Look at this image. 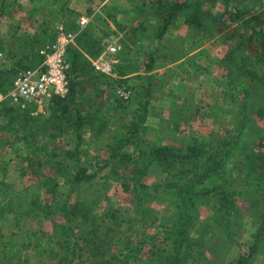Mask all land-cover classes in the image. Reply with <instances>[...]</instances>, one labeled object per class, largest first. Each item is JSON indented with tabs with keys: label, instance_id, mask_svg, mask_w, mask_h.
<instances>
[{
	"label": "rangeland",
	"instance_id": "obj_1",
	"mask_svg": "<svg viewBox=\"0 0 264 264\" xmlns=\"http://www.w3.org/2000/svg\"><path fill=\"white\" fill-rule=\"evenodd\" d=\"M81 1L91 5L95 1L97 9L103 0H71V10H77L76 17L71 14V18L77 20L80 13H84L85 7L78 4ZM138 1L142 5L135 9L132 0H121V14L125 20L121 26L129 28L127 32L132 25L126 22L133 15L140 20L138 28L142 25L151 30L157 20L155 18L166 9L163 5L150 8L149 0ZM202 1L203 6L198 9H202L204 17V55L203 66H197V69L195 66L177 67L170 70L166 78L163 74L162 78L154 79L141 68L142 72L133 76L124 79L118 76L119 82L103 78L104 83H101L96 75H103L94 70L92 61L102 52L96 58H87L93 75L84 73L74 78L75 88L82 101L86 102L83 105L91 108L89 112L101 107L100 111L108 116V128L103 135L91 138L86 132L76 148L73 138L55 139L49 143V150L58 153L59 157L51 158L49 151L46 156H36L13 133L0 129V207L14 205L13 213L0 208V264H53L58 257L55 256L58 239H54L53 234L55 232L58 236L57 228L64 222L56 208L65 202L70 207H90L92 214L97 216V223L102 216L100 223L114 230L106 236L110 243L107 251L118 254L128 238L144 241L147 245L140 255V262L135 264H236L239 259L248 257L251 258L249 264H264V166L261 163L264 160V0ZM37 4L35 0H6L4 9L1 8L4 12L0 15V70L8 64L14 66L20 59V48L24 42L19 37L20 32L37 45L27 65L36 62L38 56L42 57V48L54 40L58 28L50 20L47 25L51 33L47 37L38 38L35 33H28L23 12L33 16L34 23L41 21V10ZM47 4L51 6L52 0H47ZM111 6H115V1ZM100 13L102 9L96 14L87 11V15L82 16L89 19L87 24L91 20L95 22L92 25L98 28L96 35L103 38V50L107 35L120 38V49L114 56L113 65L129 66L125 53L128 45L124 41L127 32L123 33L121 28V36L111 30L106 20L102 24ZM108 13L115 12L108 10ZM63 24L60 26L65 29ZM36 29L39 30L40 25H36ZM46 38L50 39L42 46ZM144 58H147L146 54ZM20 70L22 68L17 72ZM11 90L12 87L5 95H0V102L10 101L8 94ZM121 92L129 93L126 101L121 98ZM143 102L149 103L143 137L151 145L187 148L189 138H199L203 152L193 162L181 159L179 165L170 166L167 172L161 167L150 169L151 173L143 180L149 188L145 193L154 192L164 185L169 186L170 194L159 195L149 201L147 198L136 201L133 193L123 191L120 182L107 178L111 167L106 159L109 146L116 140L115 134L124 133L128 124L137 121L136 111L142 108ZM48 109L42 113L34 110L32 115H39L44 120L48 118ZM71 110L74 114V108ZM82 113L85 114L84 109ZM47 140L50 142L48 136L42 140L43 144ZM74 148L77 150L74 158H63V152ZM127 151L132 154L133 148L129 147ZM126 158L127 155H123L122 169L118 171L120 175H124V167H127V172L130 170L128 164L124 165ZM52 159L63 166L68 163V171L57 173L45 164ZM29 160H32L31 165ZM212 160L222 161V169L206 174L203 181L200 175L209 168ZM84 166L90 168L88 172H94L95 176L90 182L73 189L61 174L72 175ZM60 168L63 169L60 166L57 170ZM253 168L258 173L251 171ZM176 174L182 175L175 178ZM43 176L58 182L54 187L55 195L42 191L39 196L44 204L56 207V211L38 224L22 211L37 191ZM196 180L198 182L194 183ZM221 180L226 181L223 188L219 186ZM214 187L232 194L229 210L218 208L217 198L200 193L202 188L210 190ZM187 190L197 192L194 194L197 196L190 201L177 199L176 204L183 206L178 210L172 200L184 197L183 192ZM135 194L140 199L144 197L141 193ZM145 209L149 212L145 213ZM108 214L109 218L113 214L116 223L106 218ZM69 225L72 226L71 223ZM72 228L75 237L85 233V228L77 223H73ZM180 241L181 248L174 245ZM148 245L158 253L157 262H152L154 256L150 255ZM96 254L94 252L93 256ZM88 256L94 258L90 254ZM87 258L86 254L83 260L87 262Z\"/></svg>",
	"mask_w": 264,
	"mask_h": 264
},
{
	"label": "trees",
	"instance_id": "obj_2",
	"mask_svg": "<svg viewBox=\"0 0 264 264\" xmlns=\"http://www.w3.org/2000/svg\"><path fill=\"white\" fill-rule=\"evenodd\" d=\"M70 1L71 0H52V7L57 6V11H59L61 16L65 19L63 24L65 30L78 33L75 40V46H70L67 50V61L69 64L67 73L70 80L67 96L64 98L52 97L49 99L45 106V108L49 107V115L48 118L44 120L41 119L39 115H36L38 117H34L32 115L35 110L33 105H26L24 108H21L18 105L12 104L10 101L5 100L0 102V117L2 118L0 129L8 133H13L15 137H18L19 141L25 145V148L27 150H31L36 156H39V154L41 156H46L48 155L49 151L51 158H58V153H55L53 150H49V143L51 144L53 141H55V139L61 137L73 138L74 142L76 143V148L79 146L81 139L86 132H88L91 138H93L94 135H103L108 128V116L100 111L101 107L98 110L94 109L89 112L91 108L85 107L83 105V103L86 102L82 101V96L78 95L74 82V78L76 79L84 73L93 75V68L90 66L87 58H96L102 52L103 38L98 37L96 35V31L92 29V27L85 26L83 29H79L77 25V20L79 17L77 20L75 19L76 12H73L70 9ZM5 2L6 0H1L2 5L0 6V9L2 7L4 9ZM199 5L200 0H198V7ZM191 7L193 10L196 9L195 5H192ZM198 7L197 10H199ZM3 12L4 11L1 9L0 15H3ZM71 14H73L75 17L71 18ZM46 22H43L40 25V29L34 34L35 37L42 38L50 35L51 31L47 25L49 23L48 21ZM164 31L165 28L162 26L160 31H158L156 38L160 39L164 34ZM103 35L105 36L106 34L104 33ZM25 37L26 36H22V40H24V42H22L20 48V59L15 64L17 68L0 71V95H5L11 88L17 73V69H27V66L34 67L42 62V57L38 56L36 62L32 64L29 63L30 65H27L29 59L32 57L34 46L37 45H35L36 42ZM49 39H43L42 46L45 45ZM129 61V66H114L118 76L122 77L125 75L123 73H131V71L133 73L139 69L138 65L133 66L131 60ZM153 63L154 60L152 56H150L149 63H146L144 66L146 73L151 70ZM96 77L101 83H104L103 78L119 82L117 81L118 79H112L106 75H96ZM79 100L82 102L79 103ZM148 105V102H143L142 108L136 111L138 113L137 121L128 124L124 133L115 134L116 137H114L116 140L109 146L108 159H106V163H110L111 167V174L108 175L107 178H110V180L115 182H120L123 191L131 194L133 193L136 201H142L146 198L149 201L157 199L159 195L166 196L170 194L168 193L170 192L169 186L163 187L164 185L154 189V192L145 193V191L149 190V188L143 184V180L151 173L150 169L154 167H161L167 172L170 166L179 165L180 163L178 161L181 159L188 160V163L193 162L203 152V143L201 140H199V138H189L187 140V148H174L168 145H151L143 137L146 130L145 122L146 116L148 114ZM71 107L74 108V114H72ZM83 109L85 110V114L82 113ZM93 111L95 112L93 113ZM47 136L50 139V142L47 140L46 143L43 144L42 140L46 139ZM129 147L133 148L132 154L126 153L128 152L127 148ZM75 148L63 152V158H74L77 155V150ZM123 155H127V160L124 162V165L128 164L130 166V170L127 172V167H124V175H120L118 171L122 169L120 165L123 163ZM52 160H50L51 162H45V164H48L49 167L55 170L57 173L60 170L68 171V163H66L67 165L63 166L61 162H56L54 159ZM30 161L32 160H29L31 165L32 162ZM221 162L212 160L211 164L208 165L209 168H205L204 173L200 175V177H203L202 180L204 181L208 174L222 169L223 162ZM261 163H263L264 166V160H262ZM60 166L63 167V169L60 168L57 170V168ZM250 168L252 167L250 166ZM88 169L90 168L84 166L79 168L72 175L66 176L65 174H61L63 175L61 177L67 182V184H71L73 189H75L78 188L80 184L84 182H90L94 178L95 173H89ZM175 169H177V167H175ZM251 171L258 173L255 168L251 169ZM181 175L182 174H176L175 178L181 177ZM193 182L196 183L198 180ZM57 183L58 182L54 181L52 178L43 176L37 191L28 202L27 207L22 211V214L25 213L30 215L38 224H41L44 218L52 216L56 211V207L53 208L48 204H44L41 200V197L39 196H41V193H43L42 191L49 195H55L57 191L54 190V187L58 185ZM221 185L223 188L226 185V181L221 180L219 186ZM43 188H47V190H44ZM216 188L217 187H214L210 190L202 188L200 193L203 196L209 195L213 198H217L218 208L225 211L229 210L231 208L230 197L232 194L229 192L226 193L225 190L220 191ZM134 192L137 194L141 193V195H144V197L140 199L139 195L137 197ZM195 193L197 192H189L187 190L183 192L184 197L174 198L175 200H172V203H174L175 207L180 210L183 206L179 207V203L177 202L176 204L175 201L177 199L180 201L185 199L188 201L193 200L194 197L197 196L194 195ZM9 206L11 207L0 208L9 209V212L13 213L12 207L14 205L9 204ZM56 209L58 213L62 214L64 222L57 228L58 236H56L55 232L53 234L55 237L54 239H56V237L58 239V242L56 241L58 253H55V256L58 257L53 264H135L140 262V255H142L143 249L147 245L144 243V241H133L131 238H128V240L123 242L122 249L118 254L112 253L111 251L106 250V247H110V243L106 239V236L114 230L108 227L105 223H100L102 216L98 218L100 221L97 223L95 220L97 216L92 214L90 207H70L67 205V202L63 203L59 208ZM148 209L143 211L145 213L149 212ZM106 218H109V214ZM106 218L104 216L103 219ZM179 218L180 216L178 219ZM114 219L115 217L112 214L109 220L115 222ZM70 223L72 226L73 223H77L82 228H85V233L75 237V234H73V228L71 225H69ZM151 245H154L153 242ZM174 245L181 248L182 242H175ZM148 246L150 248V255L154 256L151 258L152 262H157L158 260H156V255L158 253L154 248H151L150 245ZM94 252L98 254L93 256ZM86 254L88 257L87 262L83 260V257ZM88 254L92 255L94 258H89ZM176 257H179L178 254ZM250 260V257L241 258L236 264H249Z\"/></svg>",
	"mask_w": 264,
	"mask_h": 264
},
{
	"label": "crops",
	"instance_id": "obj_3",
	"mask_svg": "<svg viewBox=\"0 0 264 264\" xmlns=\"http://www.w3.org/2000/svg\"><path fill=\"white\" fill-rule=\"evenodd\" d=\"M41 1L42 0H35L36 4L38 2L37 5L41 10V13H39V15L41 16L40 18L42 19L41 21H37L36 23H34L33 21L35 19L33 18V16L29 17L27 12L22 11L23 14L25 13V20L27 19L26 22L28 23V33H31L30 35L36 33L38 31V29H36V25H41L43 22L50 20L51 24L56 23L55 28L57 29L60 25L63 24H61V21H65V19L61 16V13L57 11V6H49L47 4V0H44L43 2ZM114 1L115 6H111ZM132 2V6L135 7V9H137L136 7L142 5L141 2H139L138 0H136V2L132 0ZM202 2L203 1L200 0L199 7L201 8L203 6ZM78 4L85 7L84 13H80V16L87 15V11H91V14H96L97 11L102 9V13H100L102 24H104V20H106L107 23L110 24L111 30L117 32L121 36L122 32L126 33L129 29H124L123 26H121L123 21H125L121 14V0H103L97 9V5L95 6V1H93L92 5L83 1L79 2ZM147 4L150 8L157 5H163L165 6L166 10L162 11L160 17L155 18L157 20L156 22H153L155 24L151 28V30L150 28L146 30L142 25L140 28H138L137 23L140 20L138 18L136 19L135 15L132 16L131 20L127 19L128 21L126 23L132 25V29L129 30L130 32H127L125 36L126 40L124 39L126 45H128L125 49V53L127 55V58L131 60V62L135 60L133 66L138 65L139 69L133 73L132 71L131 73H123L125 75H123L122 78L124 79L129 76H133L134 74H137L139 72H142L141 68H143V72L145 74L153 75V78L155 79L158 76H161L162 78L163 74H166V78V76H168L169 71L173 68L176 69L177 67L180 68L182 66H195V69H197V66H203L204 32L202 26L204 23V17L201 13L202 9L199 10L200 13L198 14V0H163V2L161 0H149ZM192 5L196 6L195 10L192 9ZM108 10L113 11L115 13L110 14L108 13ZM75 11L77 12L76 9ZM159 12L160 11H158V13ZM91 18L92 17H90V19ZM93 23L95 22L91 20L90 23L86 26L92 27V29H94L95 31L97 29L98 31V28L92 25ZM162 26H164L165 28L164 34L161 36L160 39L156 38L158 31H160ZM191 26L194 27V29ZM121 28H123L122 32ZM19 35V37L25 36L23 32H20ZM54 35H56V33ZM76 35H78V33H76ZM45 46L42 49H44ZM145 54L147 55V58L143 59V56ZM1 56L2 54L0 53V57ZM150 56H152L154 63L152 64L153 67L151 68V70L146 73L144 66L146 65V63H149ZM161 61H163L162 64ZM14 66H10L9 64L5 65L3 70L0 71L12 69Z\"/></svg>",
	"mask_w": 264,
	"mask_h": 264
},
{
	"label": "built area",
	"instance_id": "obj_4",
	"mask_svg": "<svg viewBox=\"0 0 264 264\" xmlns=\"http://www.w3.org/2000/svg\"><path fill=\"white\" fill-rule=\"evenodd\" d=\"M88 18L81 16L77 20L79 29H83ZM76 33L66 31L63 26L58 27L55 39L42 50V62L34 67L20 70L16 73L12 90L8 97L12 104L24 108L33 105L35 113H42L46 104L52 97L64 98L69 91V76L67 50L75 46ZM119 37L107 35L105 48L102 53L92 61L94 70L112 79H118L114 69V56L120 49ZM121 98L126 101L128 92H121Z\"/></svg>",
	"mask_w": 264,
	"mask_h": 264
}]
</instances>
